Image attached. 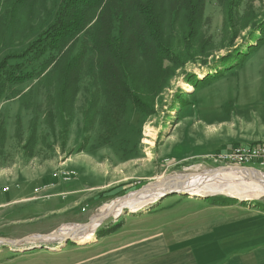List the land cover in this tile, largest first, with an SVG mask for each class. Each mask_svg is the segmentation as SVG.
<instances>
[{
  "label": "rangeland",
  "instance_id": "obj_1",
  "mask_svg": "<svg viewBox=\"0 0 264 264\" xmlns=\"http://www.w3.org/2000/svg\"><path fill=\"white\" fill-rule=\"evenodd\" d=\"M226 1L203 0L199 32L188 49L183 0H161L165 36L183 66L159 94L154 89L142 93L149 113L129 99L106 95L88 34L73 49V54L87 55L75 97L64 108L59 104V71L46 77L52 65L42 72L52 53L9 62L8 70L34 77L5 81L0 97V238L19 242L2 246L0 264H112L114 249L136 227L153 239L179 232H191L192 242L211 236L225 256L264 254V197L251 196L238 181L233 186L247 191L242 199L176 193L105 220L91 240L52 237L67 225L88 224L104 205L161 178L229 166L215 156L233 144L264 142V84L257 79H264V42L253 51L264 32V0H241L235 26L225 29ZM3 3L0 62L25 50L40 27L53 21V15L45 19L39 5L34 16L21 13L14 30ZM46 5L51 10L52 0ZM215 75L221 77L210 79ZM255 167L264 173V167ZM70 169L77 172L73 179L54 176ZM117 223L126 224L123 234H107Z\"/></svg>",
  "mask_w": 264,
  "mask_h": 264
},
{
  "label": "trees",
  "instance_id": "obj_2",
  "mask_svg": "<svg viewBox=\"0 0 264 264\" xmlns=\"http://www.w3.org/2000/svg\"><path fill=\"white\" fill-rule=\"evenodd\" d=\"M3 1L14 30L19 26L21 13L34 16L39 5L46 12L45 19L53 15V21L40 27L37 38L25 50L9 53L1 60L0 97L5 90V81L20 83L34 77L33 73L8 70L11 60H22L30 55L39 60L52 53L43 61L42 72L52 65L54 68L45 74L46 77L55 70L59 71V104L64 108L75 97L78 79L85 67L87 53L80 51L73 54L82 34H88L91 39L90 48L96 57L98 77L106 95L129 99L136 108L146 113L150 111L142 93L154 89L159 94L175 71L183 66L181 57L172 48L173 42L165 36L161 0H52L51 10L47 9V0ZM183 4V40L191 49L199 32L204 3L203 0H183ZM240 4L241 0H227L222 4L225 29L235 26L236 10L239 12ZM115 22L119 23L117 36L113 34ZM263 42L264 32L253 51ZM250 54L251 51L244 53L245 58L236 68H240ZM218 77L221 76L215 75L210 79ZM121 226L122 223H117L109 228L107 234Z\"/></svg>",
  "mask_w": 264,
  "mask_h": 264
},
{
  "label": "bare ground",
  "instance_id": "obj_3",
  "mask_svg": "<svg viewBox=\"0 0 264 264\" xmlns=\"http://www.w3.org/2000/svg\"><path fill=\"white\" fill-rule=\"evenodd\" d=\"M234 181L245 183L243 185L252 193L251 196L264 197V173L256 167L222 166L198 174L173 175L150 183L139 193H130L113 200L101 207L88 224L67 225L52 237H60L61 241L67 236L78 242L91 240L100 224L105 220L116 219L125 210L138 212L144 207L154 204L162 193L172 190L185 191L201 197L227 194L242 199L246 196L247 191L246 189L241 191L234 187Z\"/></svg>",
  "mask_w": 264,
  "mask_h": 264
},
{
  "label": "crops",
  "instance_id": "obj_4",
  "mask_svg": "<svg viewBox=\"0 0 264 264\" xmlns=\"http://www.w3.org/2000/svg\"><path fill=\"white\" fill-rule=\"evenodd\" d=\"M257 79L264 84L263 77ZM125 228L126 224L113 234L117 232L123 234ZM135 230L133 236L122 239L119 246L114 249L112 264H264L263 251L231 253L227 256L218 253L217 248L211 243L213 241L211 236L202 241L198 239L192 242L188 241L192 238L191 232L187 235L184 233L183 236L179 232V236L172 238L161 236L153 239L151 234L142 233L139 227ZM2 246L11 247L0 243V249Z\"/></svg>",
  "mask_w": 264,
  "mask_h": 264
},
{
  "label": "built area",
  "instance_id": "obj_5",
  "mask_svg": "<svg viewBox=\"0 0 264 264\" xmlns=\"http://www.w3.org/2000/svg\"><path fill=\"white\" fill-rule=\"evenodd\" d=\"M215 161L229 166H260L262 168L264 167V142L234 145L227 151L218 153L215 156ZM76 175L77 172L73 169L62 170L54 174L56 178H62L63 180L73 179Z\"/></svg>",
  "mask_w": 264,
  "mask_h": 264
},
{
  "label": "water",
  "instance_id": "obj_6",
  "mask_svg": "<svg viewBox=\"0 0 264 264\" xmlns=\"http://www.w3.org/2000/svg\"><path fill=\"white\" fill-rule=\"evenodd\" d=\"M234 167H237V166H234ZM146 186H144L143 188H141V189H139V190H137V191H135V192H133V193H139V192H141L144 188H145ZM189 194V193H187V192H185V191H183V192H178V191H176V190H172V191H169V192H165V193H162L158 198H157V201L156 202H161L163 199H165V197H167L168 195H171V194ZM191 195V194H190ZM204 197H207V196H204ZM126 212H128V211H126ZM125 212V213H126ZM124 213V214H125ZM130 213H134V212H130ZM123 215V214H122ZM122 215H119L118 216V218L117 219H119ZM116 219V220H117ZM39 239H41V238H39ZM67 241H74V242H76L73 238H71V237H68L66 240H65V242H67ZM0 242L1 243H4V244H8V245H11V246H17L18 245V241H13V240H8V239H4V238H0ZM62 243V242H61Z\"/></svg>",
  "mask_w": 264,
  "mask_h": 264
}]
</instances>
